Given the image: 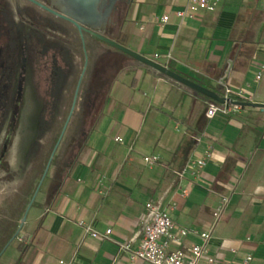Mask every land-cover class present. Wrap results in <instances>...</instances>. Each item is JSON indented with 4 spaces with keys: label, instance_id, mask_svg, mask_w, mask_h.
<instances>
[{
    "label": "crops",
    "instance_id": "obj_1",
    "mask_svg": "<svg viewBox=\"0 0 264 264\" xmlns=\"http://www.w3.org/2000/svg\"><path fill=\"white\" fill-rule=\"evenodd\" d=\"M184 2L133 0L111 39L197 84L208 81L205 88L220 90V96L224 87L251 90L249 102L264 104V92L258 93V87L264 90V76L254 82L264 66V0H220L215 12L180 21L174 13ZM163 15L169 21L161 26ZM248 35L250 50L240 49L236 43ZM73 40L70 62L75 66L82 48L78 38ZM85 43L88 63L101 54L117 56L90 37ZM238 48L243 55L238 56ZM121 62L122 69L108 83H81L78 101L95 108L77 115L74 130L67 126L40 199L30 207L36 208L28 220L29 210L17 237L4 244L10 228L0 227V264H145L130 262L119 246L138 247L148 203L161 209L173 206L170 216L184 228L211 229L207 250L218 264H240L245 255L252 257L251 264H264V140L254 145L245 137L234 145L250 120L258 122L252 128L264 135V110L246 107L208 120L204 113L209 103L203 98L127 59ZM59 65L65 68L60 60ZM86 93L89 101L83 100ZM80 119L88 123L84 144L71 158L68 145ZM200 147L212 151L207 166L198 178L187 174L179 180L175 173L202 153ZM147 155H157L159 161L146 166L142 157ZM225 192L236 197V215L214 233L212 205ZM246 200L251 201L250 213L238 205ZM80 221L98 233L110 229V240L85 236ZM197 241L189 237L184 245Z\"/></svg>",
    "mask_w": 264,
    "mask_h": 264
},
{
    "label": "flooded vegetation",
    "instance_id": "obj_2",
    "mask_svg": "<svg viewBox=\"0 0 264 264\" xmlns=\"http://www.w3.org/2000/svg\"><path fill=\"white\" fill-rule=\"evenodd\" d=\"M55 1L0 0V169L19 134L36 138L26 150V157L32 162L31 150L37 143L39 122L45 105L51 103L52 71L66 68L76 42L73 39L80 40L70 23L48 11L53 10L51 4ZM116 6L111 25L104 33L108 38L118 31L131 4L118 0ZM83 36L84 41L85 37L92 38ZM59 60L65 68L59 65ZM36 67L49 73L48 95L43 100L35 92Z\"/></svg>",
    "mask_w": 264,
    "mask_h": 264
},
{
    "label": "built area",
    "instance_id": "obj_3",
    "mask_svg": "<svg viewBox=\"0 0 264 264\" xmlns=\"http://www.w3.org/2000/svg\"><path fill=\"white\" fill-rule=\"evenodd\" d=\"M220 0H185L183 6L174 15L180 21H192L201 14L213 13L219 7ZM169 21L168 15L159 18L158 23L164 26ZM154 55V58H158ZM166 60L171 58L170 54L164 56ZM264 76V66H260L254 76V82L258 83ZM223 104L215 102L209 103L204 116L206 119H213L217 115L230 116L237 113L241 107L236 103L249 102L250 95L242 89L234 90L229 87L223 88ZM121 142L120 138L115 139ZM212 157L210 148L203 153L194 156L186 165L175 174L179 180L189 174L192 178H198L207 166ZM159 161L157 155L143 156L142 162L146 166H153ZM187 189L181 191L182 196H187ZM228 202L227 197L223 198V203ZM146 216L142 229L141 242L135 250H131L128 245H120V251L128 254L129 261L132 263L141 262L145 264H218L214 256L208 254L207 245L211 239V229L207 231L190 230L176 224L170 216L169 209H161L159 206L148 203L145 205ZM222 208H215L211 216L215 223L219 218ZM83 234L92 239L104 241L110 240L111 230L107 229L104 233H98L91 224L83 221L77 224ZM196 238L197 243L184 245L189 238ZM252 257L245 255L241 258L240 264H251ZM228 264V263H220Z\"/></svg>",
    "mask_w": 264,
    "mask_h": 264
},
{
    "label": "rangeland",
    "instance_id": "obj_4",
    "mask_svg": "<svg viewBox=\"0 0 264 264\" xmlns=\"http://www.w3.org/2000/svg\"><path fill=\"white\" fill-rule=\"evenodd\" d=\"M86 52L88 57L87 49ZM83 61V51L81 52L80 50L79 54L76 55L75 60L76 75L75 77H71L72 79H70V81L68 82V86L65 89L63 88V105L65 107L61 109V112L59 114L60 116L58 117L55 126L47 128L42 137L37 138V147L33 153L32 162H29V159L26 157V150L31 140L33 141L36 138L33 139V137H22L20 134L14 138L9 153L5 158L4 166L0 169V227H6V225H8V228L14 229L17 225H19V221L21 220L23 213L43 174L51 151L59 137L61 129L66 120L76 83L83 66ZM48 74V71L44 72L41 67L38 71V68L36 67L34 85L35 92L40 100L45 99V97L48 95ZM82 82H86V79L84 77ZM208 83V81L201 80L200 82H198V84L202 87H208ZM258 89V93L264 92V90H262V87H258ZM248 94L252 96L254 93L251 90H248ZM78 97L80 96L78 95ZM78 99L76 101L75 109L68 125L69 129L71 127L73 130L78 125L77 119L80 118V116L78 118L77 115L82 113V105L80 101H78ZM220 117H222V115H217L216 119ZM249 123L250 124H248V126H244L242 133L238 132L235 139V147L237 146V143H239L241 140H244L245 137L250 138L252 142L255 143L254 145H258L262 140H264V135H262V133H257L256 130L252 128L253 125L259 127L258 122L250 120ZM62 145H64V143L61 141L60 147ZM198 152L203 153L202 147L198 148ZM54 158L56 160L58 157L54 156ZM53 163L54 161L52 160L51 165H53ZM49 173L50 168L39 188L38 194L36 196V202L40 199V195L45 188L46 179L49 177ZM208 188L209 187H207V189ZM225 196L227 197L228 202L223 203V198ZM236 205V197L230 198V194L228 192L218 195L217 200H215V203L212 205V209H215L219 206L222 208V210L219 218L215 222L214 233H216L218 229L222 227L226 222H228L231 218L235 217L237 210ZM238 205L240 208H244V211H247L248 213H250V211L252 210L251 201H241L238 203ZM35 206L36 204H34L33 207L29 209L30 213L27 216L28 220L30 219L31 214L34 211V208H36ZM210 221L213 222L212 216L210 217ZM247 231L248 234L251 233V230L248 229L246 230V232ZM9 241H7L5 244H7ZM14 243H16V241Z\"/></svg>",
    "mask_w": 264,
    "mask_h": 264
},
{
    "label": "water",
    "instance_id": "obj_5",
    "mask_svg": "<svg viewBox=\"0 0 264 264\" xmlns=\"http://www.w3.org/2000/svg\"><path fill=\"white\" fill-rule=\"evenodd\" d=\"M118 0H56L55 4H51L52 9H48V11L50 13H52L53 15L67 21L68 23H70L78 32L79 37H80V41H81V45H82V51H83V57H84V61H83V66L81 69V72L79 74L77 83H76V87L74 90V94H73V99H72V103L70 106V110L68 113V116L64 122V125L61 129V132L59 134V137L51 151V154L49 156V159L46 163L45 169L43 171V174L35 188V191L23 213V216L19 222V226L15 232V234L13 235L11 240H14L18 233L20 232L22 225L26 219V216L28 214V211L31 207V205L33 204L39 188L44 180V178L47 175V172L50 168L51 162L54 158V155L56 153V150L63 138V135L66 131V128L68 126V123L71 119V116L74 112L75 109V105H76V101H77V97H78V93H79V88L80 85L82 83L86 68H87V63H88V57H87V52H86V48H85V41H84V36L83 34H87L89 36H91L92 38L98 40L99 42L115 49L116 51L130 57L131 59H133L136 63H138L139 65H142L144 67H147L149 69H151L152 71L164 76L165 78L180 84L181 86H183L184 88L191 90L193 92H195L196 94L207 98L208 100L215 102L217 104H223L224 103V98L221 97L220 95H218L217 93L208 90L202 86H200L199 84L184 78L183 76L179 75L178 73L171 71L170 69H168L167 67L158 64L152 60H150L149 58H146L144 56H141L131 50H129L128 48L118 44L117 42H115L114 40H112L111 38H108L104 33L105 30L108 26L111 25V21H112V17L114 15V13L116 12L117 6H116V2ZM122 1H126L127 4H131L133 0H122ZM230 71V68H228L227 72H226V76H228ZM236 105H239L241 108H260L262 110H264V104H256V103H250V102H243V103H236Z\"/></svg>",
    "mask_w": 264,
    "mask_h": 264
},
{
    "label": "trees",
    "instance_id": "obj_6",
    "mask_svg": "<svg viewBox=\"0 0 264 264\" xmlns=\"http://www.w3.org/2000/svg\"><path fill=\"white\" fill-rule=\"evenodd\" d=\"M260 5H264V4H260ZM261 12H262V10L260 9L259 14ZM96 41L99 42L98 40H96ZM252 43L253 42L251 41V35H248L244 41L238 42V43H236V45L237 46L239 45L240 49L245 48L247 51H249L250 49L248 47ZM105 46L110 51L111 50L114 51L117 54V56L112 57L108 53L101 54V55L97 56L93 61L88 63L84 78L86 79V82L88 83L89 87L95 86V85L97 86V83H99V82L108 83V81H111V79L113 77V73H116L122 69V62L121 61L123 59H127V60L133 62L134 64H137L139 67L144 68L146 71L152 72L156 76L164 78L166 81L170 82L171 84L176 85V86L181 87V88H184L180 84H177V83L165 78L164 76L152 71L151 69L144 67L142 65H139L133 59H131L130 57L116 51L115 49H113L107 45H105ZM239 48H238V56H241V55H243L244 52H240ZM168 69H170L171 71H174L171 67H168ZM52 72L53 73H52L51 78H50V95H49L50 99H51V103L45 105L43 114H42L40 122H39V131H38L37 138L42 137L43 133L47 130V128L54 127L55 124L57 123L58 117L60 116L59 114L61 112V109H63V107H65L63 105L64 104L63 103V91H64L63 88L65 89L68 86V82L70 81V79H72L71 77H75L76 66H74L70 61H67V65H66L65 69L59 70V68H58L55 70V68H54ZM212 91L217 93L218 95H221V92L218 89H212ZM191 92H193V91H191ZM193 93H195V92H193ZM196 95H198V94H196ZM85 96L86 97H84L83 100L85 101V98H86V100L89 101L88 93H86ZM198 96H200V95H198ZM200 97L203 98L208 103H212V101L208 100L207 98L202 97V96H200ZM81 105H82V113L81 114H84V115L88 114L90 110L93 111V109L95 108V105L90 106V105H86L85 103H82ZM86 124H88V123L85 120L80 119L78 129H76L75 135L71 138V141L68 145V154H69V157H71V158L73 157V155H75V153L77 151H80L81 148L83 147V144H84V128H85ZM88 127H89V125H88ZM36 147H37V144H35L31 150L32 156H33V153H34ZM54 160H55V158L53 159V161ZM16 228H17V226L14 229L8 230V233H7L6 237L4 238V244L11 239V237L13 236V234L16 231ZM22 246H23V243H20L18 245V249L22 250V248H23Z\"/></svg>",
    "mask_w": 264,
    "mask_h": 264
}]
</instances>
